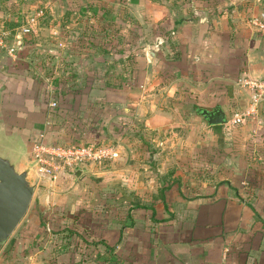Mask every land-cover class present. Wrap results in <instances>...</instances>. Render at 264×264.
I'll return each instance as SVG.
<instances>
[{
    "label": "crops",
    "instance_id": "0c3cea01",
    "mask_svg": "<svg viewBox=\"0 0 264 264\" xmlns=\"http://www.w3.org/2000/svg\"><path fill=\"white\" fill-rule=\"evenodd\" d=\"M194 10L204 11V17L184 21ZM209 10L207 5L186 3L185 17L177 22L171 20L166 37L156 36L151 43L140 44L134 54V77L130 82L133 93L127 92L118 104L133 99L134 118L151 131L186 120L193 141L187 147L207 153V173H191L189 167L195 165L189 159L182 172L164 176L162 186L154 179L159 187L150 192L148 200L141 192V181L133 178V192L122 188L107 194L102 204L97 202L99 206L75 199L63 213L47 208L31 210L0 247V264H73L79 259L77 253L50 258L51 235L45 226L50 231L74 222L76 230L89 233L93 244L87 261L76 264H264V158L257 163L238 162L231 148H225L223 165L217 159L223 146L221 125H207L195 110L198 107L209 111L218 106L227 118L235 102L245 107L246 98L236 97L233 84L239 76H264V37L239 22L242 18L238 14L227 18ZM151 15L156 20L151 18L150 23L160 19L153 12ZM8 58L11 66L17 65ZM21 67L18 75L0 64L3 142L19 150L46 121L53 139L90 140L93 130L66 136L69 132H64L61 123L69 108L79 119L87 115L84 112L88 111L85 108L89 107V99L82 106L79 102L71 106L74 96H69V101L59 97V108L49 117L52 111L47 108L45 91L23 73L27 64ZM147 91L149 94H145ZM125 107L120 108L123 114ZM257 113L264 121V102L258 105ZM254 118L255 126L249 122ZM248 122L249 131H259L257 116L249 117ZM200 135L207 138L201 140ZM120 184L127 186L125 177ZM83 203L90 212L79 213L78 220L72 221L73 212Z\"/></svg>",
    "mask_w": 264,
    "mask_h": 264
},
{
    "label": "rangeland",
    "instance_id": "374dc122",
    "mask_svg": "<svg viewBox=\"0 0 264 264\" xmlns=\"http://www.w3.org/2000/svg\"><path fill=\"white\" fill-rule=\"evenodd\" d=\"M188 2L207 5L214 15L229 18L228 15L238 14L242 18L239 22L243 21L256 30L258 36L264 37V27L259 28L253 23L264 24V0H0V64L15 70L18 75L22 72L21 64H27L23 73L45 91L46 103L50 99L56 101L66 97L68 100L74 96L71 106L74 102L82 106L89 99V107L85 108L88 111L84 112L87 115H81V119L67 107L68 114L61 122L64 132L69 128L65 133L70 131L79 135L93 130V134L89 133L92 134L89 139L94 137L93 143L113 146L118 152L115 160L91 166L76 178L61 179L52 186L46 182L43 187L37 186L17 227L34 209L47 208L63 213L75 199L99 206L107 194L122 188L133 192L136 189L133 178L138 183L141 181V192L148 200L150 192L159 187L154 179L162 186L166 180L164 176L182 172L189 159L195 166L199 163L204 166L208 162L207 153L197 147H187L193 141L186 120H179L177 126L151 131L134 118L133 99L118 105L127 92L133 93L134 86L130 82L134 77L137 48L141 43H151L162 32L166 37L171 30V20L177 22L185 17ZM152 12L160 18L155 23H150L151 18L156 20ZM156 24L161 26L160 29ZM8 56L17 62L16 66L10 65ZM233 87L237 98H246L235 84ZM246 105L243 108L235 102L233 106L234 110L241 111ZM121 106H127L126 113L120 112ZM47 108L52 111L51 117L59 107L56 102V106ZM76 110L82 112L80 108ZM232 112L229 111L227 118ZM256 116L261 127L255 134L246 126L249 122L255 126V118L249 122L246 119L244 124H220L223 146L220 157L215 155L223 165L225 148H231L230 152L236 155L238 162L257 163L264 158V121L258 113ZM198 120L203 122L201 118ZM71 121H74L73 126L69 125ZM128 130L140 132L142 140L133 144L135 137L126 136ZM47 138L53 139L52 134ZM199 138L203 140L207 136L200 135ZM214 139L219 143L217 137ZM193 168L190 166L189 170L192 172ZM122 177L127 186L120 184Z\"/></svg>",
    "mask_w": 264,
    "mask_h": 264
},
{
    "label": "built area",
    "instance_id": "2783aa9c",
    "mask_svg": "<svg viewBox=\"0 0 264 264\" xmlns=\"http://www.w3.org/2000/svg\"><path fill=\"white\" fill-rule=\"evenodd\" d=\"M253 23L259 28L264 27L261 22ZM234 84L246 95L247 105L245 109L234 111L226 118V124L230 125H238L249 117H255L258 105L264 102V76H239ZM47 106L53 108L56 101L50 99ZM48 128L49 122L46 121L36 135L26 143L25 156L27 160L34 162L32 172L36 179V187H43L44 182L48 186L55 185L61 179L73 177L75 169H82L84 172L91 166L118 158L116 148L107 144L48 139ZM45 230L49 232L46 226Z\"/></svg>",
    "mask_w": 264,
    "mask_h": 264
},
{
    "label": "water",
    "instance_id": "95a60500",
    "mask_svg": "<svg viewBox=\"0 0 264 264\" xmlns=\"http://www.w3.org/2000/svg\"><path fill=\"white\" fill-rule=\"evenodd\" d=\"M204 15V11L194 10L184 21L203 18ZM196 112L203 116L207 125L226 123V117L218 106L209 111L197 108ZM25 150L26 146L18 150L15 145L3 142L0 134V247L26 213L36 188L32 172L34 162L27 160ZM81 173L82 169H75L73 178Z\"/></svg>",
    "mask_w": 264,
    "mask_h": 264
},
{
    "label": "trees",
    "instance_id": "16d2710c",
    "mask_svg": "<svg viewBox=\"0 0 264 264\" xmlns=\"http://www.w3.org/2000/svg\"><path fill=\"white\" fill-rule=\"evenodd\" d=\"M194 5H196V3ZM188 6H189V4H188ZM201 6H203V5H201ZM187 11H189V9H187ZM156 25H157L156 27L160 29L161 26H159V24H156ZM164 36H165L164 32H162V34L159 35V37H164ZM58 99L59 98L56 99L57 103H58ZM197 108L198 107H196L195 110ZM230 108H231V111H233V112L236 111V110H234V108H235L234 106H230ZM70 123H72V124H69V125L73 126L74 121H71ZM121 126H119V127H121ZM66 130H69V128H67ZM66 130H65V132H66ZM37 131H39V130H37ZM71 133L72 132L69 131L68 135H70ZM126 134H127L126 136L132 135L133 138L135 137L133 144H135V141H138V140L141 141L142 140V134L138 131L135 132L134 130H128ZM66 136H67V134H66ZM93 139H94V137L91 138L90 140H84L83 142L89 143V142H92ZM73 141H75V140L73 139ZM256 150H258V148H255V151ZM205 170H208V167L203 166V164L201 163L198 166H194L191 173H194V174H197L199 172L200 173L201 172L207 173V171H205ZM86 207H87V204H85V203L81 204L80 208H78L79 210H77V212H73L72 221L78 220L79 213L90 212V207L89 208H86ZM53 218L55 219L58 217L53 216ZM74 223H76V222H74ZM74 223H72L71 225L66 224L61 228H57V229L51 228L50 229V231H49L50 235H51L50 258L56 259L59 255H62V254H67L68 256H70V254H71L70 252H73V254L77 253L79 255V259L73 261V264H76L77 262L78 263L85 262L90 257L91 246L93 244L91 242V239L89 238V233L85 232V230H80V231L76 230V228H74V225H73ZM71 263H72V261H71ZM59 264H66V263H59Z\"/></svg>",
    "mask_w": 264,
    "mask_h": 264
}]
</instances>
